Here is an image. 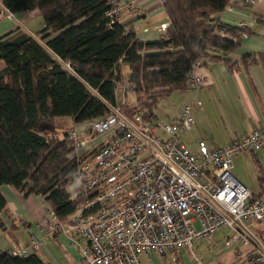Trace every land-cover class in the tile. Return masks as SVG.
I'll return each mask as SVG.
<instances>
[{
  "label": "trees",
  "instance_id": "obj_1",
  "mask_svg": "<svg viewBox=\"0 0 264 264\" xmlns=\"http://www.w3.org/2000/svg\"><path fill=\"white\" fill-rule=\"evenodd\" d=\"M106 1L0 0L10 14L38 11L43 23L34 34L38 41L18 30L0 37V186L23 197L40 196L60 224L90 195L78 187L72 146L66 131L54 134L53 120L67 118L77 126L105 117L117 104L123 79L133 100L121 109L142 120L157 116L163 98L185 89V75L197 59L201 66L222 63L229 73L246 75L255 65L264 72V52L229 56L238 45L220 34L233 37L237 29L216 18L229 0H163L167 26L146 41L136 37L131 23L105 16ZM5 205L0 195V212L12 221ZM178 262L174 257L171 264ZM0 264L43 263L34 254L0 251Z\"/></svg>",
  "mask_w": 264,
  "mask_h": 264
},
{
  "label": "built area",
  "instance_id": "obj_2",
  "mask_svg": "<svg viewBox=\"0 0 264 264\" xmlns=\"http://www.w3.org/2000/svg\"><path fill=\"white\" fill-rule=\"evenodd\" d=\"M106 4L110 9L105 16L114 21L120 16L118 1L107 0ZM0 11L11 16L2 8ZM166 26L160 24L159 29ZM235 28L236 36L222 37L233 43L247 38L243 24ZM50 56L69 70L67 63ZM201 67V59H197L186 73L185 89L179 95L203 84L204 77L195 74ZM117 91L119 104L109 107L105 117L87 124L90 135L87 129L66 130L65 139L72 146L69 158L75 161L74 177L90 200L65 224L46 210L45 226L41 227L44 238L72 231L69 244L78 249V264H143L141 256L154 254L171 264L182 250L200 239L209 240L223 227L233 233L227 246L235 240L243 245L253 241L249 227L264 224V201L253 197L231 169L234 157L264 148V127L231 139L223 147L207 146L202 141L191 146L183 136L193 124L192 110L200 105L197 100L182 103L171 113L173 104L165 97L157 116L142 120L133 114L129 121L121 112L132 95L124 79ZM39 243V238L32 239L26 248L12 247L5 252L23 257ZM194 260L193 264H199L197 258ZM246 262L264 264L263 243L255 242Z\"/></svg>",
  "mask_w": 264,
  "mask_h": 264
},
{
  "label": "crops",
  "instance_id": "obj_3",
  "mask_svg": "<svg viewBox=\"0 0 264 264\" xmlns=\"http://www.w3.org/2000/svg\"><path fill=\"white\" fill-rule=\"evenodd\" d=\"M117 1L119 23H131L139 40H153L161 36L163 31L159 25H167L161 9L163 0ZM216 18L230 28L241 23L248 31L247 38L237 42V49L229 55L232 59L264 52V0H229ZM42 28L43 23L36 10L11 14L10 17L0 11V37L15 30L34 35ZM3 67L4 63L0 60V70ZM195 74L204 77L203 84L192 90L191 96L179 97L175 93L174 102L170 100L173 104L169 109L171 113L178 105L193 99L200 103L192 110L193 124L183 136L184 141L191 146L202 141L207 146L223 147L231 139L244 137L256 127H264V72L260 66L249 67L245 75L238 71L229 73L222 63H208L195 70ZM246 170L255 177L256 181L252 184L245 179ZM231 174L253 197L264 201V148L253 154L234 157ZM0 195L12 216L11 221L0 212V251L5 252L12 247L23 249L32 239L39 238V247L31 254L43 264H78V249L69 244V238L74 237L72 231L64 234L55 232L44 238L41 227L45 226V211L48 209L40 196L23 197L7 185L0 186ZM249 232L254 242L248 240L249 243L243 245L240 240H235L227 246L226 241L233 233L228 228H219L209 240L200 239L190 249L182 250L177 264H193L195 258L199 264H246L255 242L264 244V224L252 223ZM140 259L143 264L170 263L169 259L155 254L141 256Z\"/></svg>",
  "mask_w": 264,
  "mask_h": 264
},
{
  "label": "rangeland",
  "instance_id": "obj_4",
  "mask_svg": "<svg viewBox=\"0 0 264 264\" xmlns=\"http://www.w3.org/2000/svg\"><path fill=\"white\" fill-rule=\"evenodd\" d=\"M120 83H121V82H120ZM120 83H119V84H120ZM119 84H118V85H119ZM118 85H117V86H118ZM192 92H193V91H189V92H187V93H186V97H188L189 95L191 96V93H192ZM177 96L181 97L180 95H177ZM177 96L172 94V95L170 96V98H169V97H168V98H169L171 101H173V99L175 100V98H176ZM129 99H130V102H131V100H133V96L130 95ZM116 100H117L116 103L119 104V102H120V92H119V91L116 92ZM173 102H174V101H173ZM161 103H162V102H161ZM161 103L159 104V106L161 105ZM121 112H122V114L124 115V117H125L127 120L132 121V117L126 113V109L122 108V109H121ZM53 124H54V126H55L54 134H55L56 136H60L62 131H66V130H68V129H72V128L75 127V126L71 123V121H70L69 119H67V118L55 119V120H53ZM77 126H79V127H75L77 131H79L81 128H82V130H86L87 127H88V126H87V123H84V124H81V125H77ZM86 133H87L88 135H90V129H87V130H86ZM243 172H244V171H243ZM234 173H235V170H233V174H234ZM245 179H246V181H247L248 184H252V182H255V181H256V180H255V177L252 175V173H251L249 170H246V171H245ZM74 187H75V186L73 185V186L70 187L69 189H72V188H74Z\"/></svg>",
  "mask_w": 264,
  "mask_h": 264
}]
</instances>
